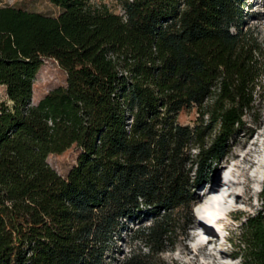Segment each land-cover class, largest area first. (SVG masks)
Masks as SVG:
<instances>
[{"label": "trees", "instance_id": "16d2710c", "mask_svg": "<svg viewBox=\"0 0 264 264\" xmlns=\"http://www.w3.org/2000/svg\"><path fill=\"white\" fill-rule=\"evenodd\" d=\"M48 1L58 16L0 0V264H111L125 225L150 217L138 232L149 254L124 263L149 264L254 108L264 43L243 30L245 0H113L123 14L107 0ZM46 59L67 83L32 105ZM192 109L219 128L208 148V128L179 123ZM74 146L64 178L48 158ZM261 199L243 264H264Z\"/></svg>", "mask_w": 264, "mask_h": 264}, {"label": "rangeland", "instance_id": "374dc122", "mask_svg": "<svg viewBox=\"0 0 264 264\" xmlns=\"http://www.w3.org/2000/svg\"><path fill=\"white\" fill-rule=\"evenodd\" d=\"M2 1V6L20 8L46 16L56 17L60 14V9L48 0ZM245 1L246 20L243 30L246 32L250 29L264 43V0ZM105 3L117 13L123 14L121 7L113 0H107ZM66 83L67 74L60 65L53 59L44 60L36 76L32 105L39 104L51 91L65 86ZM255 100L254 108L244 117L240 134L230 142L231 147L227 156L209 162L210 168L203 176L205 181L200 187L196 186V189L192 190L190 206L174 211V216L179 221L175 243L168 251L150 259L149 264H243L245 262V257H242L246 254V246L242 241L245 225L249 217L258 214L263 204L260 191L264 186L262 183L264 181V77L260 88H257ZM1 103L10 105L4 87H0ZM178 120L180 124L192 128L197 124L203 126V129L208 128L205 148L211 146L219 131L217 127L209 132L210 116L205 115L201 119L196 109L183 111ZM199 154L200 150H193L194 158ZM78 156L79 151L74 146L61 155H51L48 163L60 176L66 178L77 164ZM196 172L195 167L192 174L194 178ZM230 180L233 181L232 185H229ZM211 189H214L211 196H217V193L221 194L228 189L230 194L234 192L235 197L232 204L227 206L222 220H219L222 233L217 231L216 241L204 247L210 235L198 227L203 217L200 208L207 210L205 205L200 206L199 202H206L207 193ZM154 221L155 218L149 217L139 222H128L121 232V237L116 240L113 252L109 255L110 263L124 264L135 253L149 254V249L138 239V232L152 225Z\"/></svg>", "mask_w": 264, "mask_h": 264}, {"label": "bare ground", "instance_id": "6f19581e", "mask_svg": "<svg viewBox=\"0 0 264 264\" xmlns=\"http://www.w3.org/2000/svg\"><path fill=\"white\" fill-rule=\"evenodd\" d=\"M232 184L233 181L230 180L229 185ZM212 190L214 189L208 191L207 193L208 198L205 203L199 202V205L200 204H201L200 206L205 205V209L207 210H203L202 207L200 208L199 211L202 212L203 217L201 218V222L198 225V227L201 228L203 231H205V233H208L210 235L208 237V240H206V242L204 243V247H207V245H209L211 242L216 241L215 239L216 237H218V232L222 233V229H221L222 226L221 223H219V220H222L228 208L227 206H230L232 204L233 198L235 197L234 192L233 194H230V190L228 189H226L224 192H221V194L217 193V196H213V195L211 196Z\"/></svg>", "mask_w": 264, "mask_h": 264}, {"label": "clouds", "instance_id": "9594fccd", "mask_svg": "<svg viewBox=\"0 0 264 264\" xmlns=\"http://www.w3.org/2000/svg\"><path fill=\"white\" fill-rule=\"evenodd\" d=\"M263 184H264V181H263ZM263 189H264V186H263ZM263 189H262V191H260V195L262 194V192H263Z\"/></svg>", "mask_w": 264, "mask_h": 264}]
</instances>
